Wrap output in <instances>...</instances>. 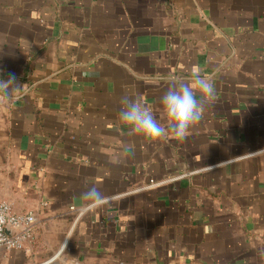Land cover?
Segmentation results:
<instances>
[{"label":"crops","instance_id":"1","mask_svg":"<svg viewBox=\"0 0 264 264\" xmlns=\"http://www.w3.org/2000/svg\"><path fill=\"white\" fill-rule=\"evenodd\" d=\"M197 69L214 100L183 141L126 134L123 96L163 125ZM9 74L0 202L36 224L0 264H264V0H0ZM92 184L111 202L84 215Z\"/></svg>","mask_w":264,"mask_h":264},{"label":"clouds","instance_id":"2","mask_svg":"<svg viewBox=\"0 0 264 264\" xmlns=\"http://www.w3.org/2000/svg\"><path fill=\"white\" fill-rule=\"evenodd\" d=\"M18 87L14 74H9L6 80L0 79V104L11 102ZM213 100V84L197 69L193 71L190 81L174 83L164 91L160 98L165 121L163 125L139 100L128 96H123L120 100L123 107L118 114L119 122L129 137L139 139L145 146L165 135L183 141L189 135L191 127L202 118L206 106ZM80 200L81 213L84 215L95 213L111 202L110 197L95 184L86 187L80 194Z\"/></svg>","mask_w":264,"mask_h":264},{"label":"built area","instance_id":"3","mask_svg":"<svg viewBox=\"0 0 264 264\" xmlns=\"http://www.w3.org/2000/svg\"><path fill=\"white\" fill-rule=\"evenodd\" d=\"M36 218L32 212L15 214L0 202V250H21L35 240Z\"/></svg>","mask_w":264,"mask_h":264}]
</instances>
